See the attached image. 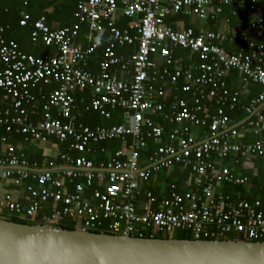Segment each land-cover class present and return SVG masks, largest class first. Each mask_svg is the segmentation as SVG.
I'll use <instances>...</instances> for the list:
<instances>
[{
    "label": "built area",
    "instance_id": "2783aa9c",
    "mask_svg": "<svg viewBox=\"0 0 264 264\" xmlns=\"http://www.w3.org/2000/svg\"><path fill=\"white\" fill-rule=\"evenodd\" d=\"M13 1L26 6L29 0ZM119 2L79 4L77 23L69 28L51 30L43 19L36 21L32 40L53 48L49 58L22 53L15 42L4 39L6 28L0 25V126L6 132L14 129L32 144L68 143L69 150L79 154L89 152L92 143H126L131 138L106 165L66 154L51 158L43 148L41 166L30 165L23 155L13 153L11 145L2 144L0 216L136 238L145 231L170 238L183 231L192 240L226 241L231 236L235 241L263 240L261 202L235 200L222 188L251 186L247 176L223 162L233 157L236 165L256 176L254 161L264 159V142L239 141L242 132L257 136L264 130V93L243 109L248 117L253 115L244 129L238 130L239 123L223 108L233 109L240 96L227 85L230 74L243 84L264 87V46L259 43L264 0ZM226 8L230 18L224 17ZM241 9L246 26L232 25ZM121 17L131 20L122 30L115 26ZM175 17L214 27L195 31L183 26L182 19L171 21ZM28 21L23 14L19 26ZM82 24L88 26L87 47L78 39ZM95 35L109 39L100 60L95 56L101 42L93 40ZM236 43L247 48L229 52L223 47ZM131 46L133 53L116 52ZM176 49L189 52L188 67L173 55ZM91 60H96L94 72L88 68ZM169 86L191 93L193 104L177 96L170 99ZM40 87L51 89L37 97L34 92ZM37 102L42 103V116L32 122L27 106L35 108ZM116 108L122 110L120 125L90 128L77 119L90 111L109 118V111ZM160 122L170 126L167 136ZM146 140L158 147L142 157ZM167 177L179 185L162 186L160 195L145 189ZM21 193L28 197L26 204Z\"/></svg>",
    "mask_w": 264,
    "mask_h": 264
},
{
    "label": "trees",
    "instance_id": "16d2710c",
    "mask_svg": "<svg viewBox=\"0 0 264 264\" xmlns=\"http://www.w3.org/2000/svg\"><path fill=\"white\" fill-rule=\"evenodd\" d=\"M87 0H29L26 6H23L21 2H14L13 0H0V25L5 27L4 39L6 41H13L17 44L18 49L26 54L31 55L35 58H49L53 54V48L44 46L41 41L32 40V33L34 31L33 25L36 21L43 19L45 24L51 30H59L63 28H69L77 23L76 13L79 4L85 2ZM118 2V0H115ZM23 14H27L29 16V21L25 27L19 26V21L22 18ZM228 8L224 10V15L227 16ZM179 17L173 18V20H178ZM171 20V21H173ZM131 20L125 17H121L116 22L115 26L119 29H124L130 24ZM170 22V21H168ZM232 25H236L235 21L231 22ZM186 28H191L195 31L198 29L192 28L191 25H187ZM88 33L87 24H82L79 28L78 39H80L84 34ZM93 40H100L101 46L98 48L96 52V56L98 60L101 59L102 50L109 43V39L106 35L98 36L95 35ZM259 43L264 46V25L262 28L261 38ZM224 49L229 52H237L239 49L246 47L245 44L236 43V44H224ZM135 51V46L119 48L116 50L118 55L129 54ZM175 57H181L185 61L189 56V52L176 49L173 52ZM196 63L197 59H193ZM88 68L91 71H95L96 69V60H91L88 63ZM234 74V73H233ZM237 76V75H236ZM170 90V99L173 96H177L180 99L185 100L189 106L193 104L194 98L191 93H185L180 90V88L168 87ZM51 88L40 87L38 91H35V95L38 97L39 92L49 91ZM264 93V87L259 84L248 83L247 84V92L242 94L240 92V96L238 99V103L235 104L233 109H230L229 106H225L224 111L225 114L236 124L240 123L247 117V114L244 112L243 108H245L252 98L257 97L259 94ZM78 98V97H76ZM206 103V102H205ZM32 105L27 106V110L29 113V117L32 122L37 121L42 116V103L37 102L35 108L31 107ZM264 114V110L261 111ZM109 118L101 116L99 112L90 111L82 113L77 119L78 122L83 123L85 126L90 128L99 127H112L116 125H120L123 123L122 118V110L121 109H113L109 111ZM160 124L164 126L165 136H167L171 130L170 126L164 123ZM247 127V124L240 126L238 130L244 129ZM203 131V129H202ZM242 141L244 143H255V142H264V130L260 132L258 136H253L250 132L246 131L243 133ZM26 136L17 134L14 129L10 132H6V127L0 126V149L2 144H9L13 147V153L17 156L23 155V157L28 161L30 165L37 164V166H41L44 157L42 156L43 151L38 149L36 145L32 144L30 141H26ZM131 141L130 137L126 138V143ZM54 144L59 148V154H66L73 159L84 157L88 161H91L94 164H107V162L113 157V155L121 150L126 143L121 140H110L99 143H92L89 146V152H85L83 154H79L77 152L69 150L68 143H59L57 140H53ZM147 148L142 153V157H148L152 153H154L157 149V145L153 143L152 140H146ZM241 166L240 164H238ZM179 166L175 165V172L178 170ZM254 169L257 170L256 176H253L252 171L240 169L239 171L243 173V175L247 176L250 179L251 186L248 189L247 187H234L232 185H225L222 190L223 192L230 194L235 200L245 199L247 201H255L259 200L262 204V210L264 211V186L262 182L264 180V159H257L254 161ZM163 181L166 183H174L176 185L177 182L172 180V177L163 178ZM79 182V181H77ZM145 189L150 191L154 195H160L162 192L161 188H153L148 185L145 186ZM249 190V191H248ZM47 213V212H46ZM0 218H4L11 222L25 224V225H44L42 222L38 220H20L14 217H4L0 216ZM63 230L67 231H75L76 229L70 224L58 226ZM97 233V232H96ZM142 238H169L167 236L152 234L151 231H145L142 234ZM172 238L179 240H192V237L183 231H177ZM227 241H235L234 237H229L226 239ZM239 241H242L238 239ZM255 242H264L263 240L255 241Z\"/></svg>",
    "mask_w": 264,
    "mask_h": 264
},
{
    "label": "water",
    "instance_id": "95a60500",
    "mask_svg": "<svg viewBox=\"0 0 264 264\" xmlns=\"http://www.w3.org/2000/svg\"><path fill=\"white\" fill-rule=\"evenodd\" d=\"M0 264H264V242L136 238L0 218Z\"/></svg>",
    "mask_w": 264,
    "mask_h": 264
},
{
    "label": "crops",
    "instance_id": "0c3cea01",
    "mask_svg": "<svg viewBox=\"0 0 264 264\" xmlns=\"http://www.w3.org/2000/svg\"><path fill=\"white\" fill-rule=\"evenodd\" d=\"M118 4L120 3L119 0L117 2ZM239 10V9H238ZM241 13H239L237 16L238 18H235V19H232L231 21H235L238 25H241V26H246L247 22H248V19L245 17L244 13H245V10L244 9H241ZM230 12L231 10L228 9V14L227 16L224 15V17H231L230 16ZM179 19H182L181 23L183 26L187 27L188 23L189 25L192 26V28L194 29H199V28H204V29H207V30H213V25L212 23L210 22H199L195 19H189V18H182L180 17ZM173 20V19H172ZM80 42L81 44L84 46V47H87L89 45V43L87 42V40H85L84 36H82L80 38ZM184 66L185 67H188L189 66V62L188 61H184ZM96 69V68H95ZM227 85L229 88L233 89V90H237L239 92H241L242 94L246 93L247 92V85L246 84H243L240 79L238 78V76H236L235 74H230L229 77L227 78ZM47 88H51V87H47ZM46 91V90H45ZM50 91V90H49ZM256 98V97H255ZM254 99V98H252ZM251 99V100H252ZM249 104V103H248ZM248 106V105H247ZM244 109V108H243ZM113 110V109H112ZM104 117V116H103ZM248 116L245 118L247 119ZM253 118V116H252ZM251 118V119H252ZM108 119V118H106ZM244 119V120H245ZM250 119V120H251ZM244 120H242L240 123H239V127L240 126H243L245 124H247V122H244ZM80 123V122H79ZM83 124V123H82ZM84 125V124H83ZM88 127V126H87ZM99 127V126H97ZM96 128V127H95ZM196 132V129L193 130V132ZM197 133V132H196ZM243 132H242V137H243ZM253 135V134H252ZM255 136V135H253ZM258 136V135H257ZM235 141V140H233ZM239 141L243 142L242 141V138L239 139ZM36 145V147L38 149H46V151L48 152V155L51 157V158H54L56 157L58 154H59V148L57 145L54 144L53 140H51L50 142H48L46 145H41V144H34ZM43 151V150H42ZM233 157L230 158V160L228 161H225L223 162V165L224 166H228L229 168H231L232 170H235V171H239L240 169H243V166H239V165H236L234 162H233ZM246 170H249V169H246ZM251 171V170H249ZM163 178H161L160 180H157V181H152L150 184V186H152L153 188H161L163 186V189H166V185L168 183H166L165 181L162 180ZM173 181L177 182V180H174L172 179ZM147 185V186H148ZM162 189V188H161ZM22 194V201L24 202V204H26L27 200H28V197L26 196V194L24 193H21Z\"/></svg>",
    "mask_w": 264,
    "mask_h": 264
}]
</instances>
